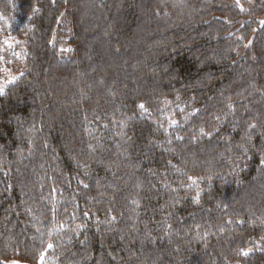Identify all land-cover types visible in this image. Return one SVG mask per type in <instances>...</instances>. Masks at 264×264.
I'll use <instances>...</instances> for the list:
<instances>
[{
    "label": "trees",
    "instance_id": "16d2710c",
    "mask_svg": "<svg viewBox=\"0 0 264 264\" xmlns=\"http://www.w3.org/2000/svg\"><path fill=\"white\" fill-rule=\"evenodd\" d=\"M264 264V0H0V264Z\"/></svg>",
    "mask_w": 264,
    "mask_h": 264
},
{
    "label": "rangeland",
    "instance_id": "374dc122",
    "mask_svg": "<svg viewBox=\"0 0 264 264\" xmlns=\"http://www.w3.org/2000/svg\"><path fill=\"white\" fill-rule=\"evenodd\" d=\"M6 264H22V263H20V262H16V261H11V262H8V263H6Z\"/></svg>",
    "mask_w": 264,
    "mask_h": 264
}]
</instances>
